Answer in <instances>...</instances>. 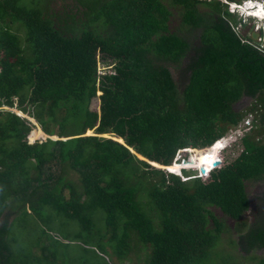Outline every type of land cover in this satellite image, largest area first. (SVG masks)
Wrapping results in <instances>:
<instances>
[{
    "label": "trees",
    "instance_id": "trees-1",
    "mask_svg": "<svg viewBox=\"0 0 264 264\" xmlns=\"http://www.w3.org/2000/svg\"><path fill=\"white\" fill-rule=\"evenodd\" d=\"M45 1L0 0V97L11 104L18 95L19 114L40 126L35 134L27 118L0 109V264H61L50 248L33 262L16 260L11 214L27 204L40 218L48 205L75 220L77 236L96 237L97 249L119 261L137 241L144 264H204L233 230L232 244L264 264L260 43L234 29L219 0H62L53 9ZM14 23L25 28L30 56ZM98 59L109 70L98 73ZM249 97V108H236ZM248 115L240 153L209 170L225 146L220 138ZM45 133L58 139L36 140Z\"/></svg>",
    "mask_w": 264,
    "mask_h": 264
},
{
    "label": "rangeland",
    "instance_id": "rangeland-1",
    "mask_svg": "<svg viewBox=\"0 0 264 264\" xmlns=\"http://www.w3.org/2000/svg\"><path fill=\"white\" fill-rule=\"evenodd\" d=\"M23 1L27 4L31 2V0ZM219 1L221 3H225L227 6V10L232 13V17H228V19L233 25L234 29L241 35L248 36L253 27L259 26L261 24L259 23L261 21H259L257 18L248 16L246 15V13L244 14L242 9L239 7H236L235 12H233V10L231 9L234 5L231 4L230 7L228 6V2H231L230 0ZM248 1L249 0H232V2H236L237 4L240 3L241 6L246 5V2ZM250 1L262 2L264 4V0ZM61 2L62 0H46L45 5H47L49 9H53L59 7ZM211 7V2H207L206 4H199L200 11L210 10ZM173 10L174 12L170 18V24L171 27L178 28L181 25V13L178 11V8H174ZM11 29L19 36L20 44L24 49V56H30V50H27L25 48V28L18 23H14L11 25ZM256 43H258V41H256ZM109 68L110 65L106 66L100 59H98V73H103L104 71L109 70ZM173 75L175 79L179 77L178 73H173ZM23 91L24 93L28 92L27 86L23 88ZM99 94L100 92L98 91L97 95ZM18 101L19 96L16 94L11 96V104L7 103L6 100L0 97V109H9L11 111H14L17 115H20L17 112V110H19ZM254 101L255 100L250 97L243 98L241 101L236 103V108H249ZM98 103L99 102L97 97L92 98L90 102V108L92 111H98ZM23 115H26L28 121L31 124V128L33 129L35 127L37 130L35 134H38V128H40V126L37 124L36 120L33 117L28 118L26 113H23ZM251 119L252 116L248 115L246 119H244V121L240 122V124L237 126L238 128L228 130L226 134L220 138L224 140L225 146L212 161L209 170L228 163L240 153L243 148L240 137L251 126ZM90 134H93V130H91ZM102 136L112 137L113 135L111 136L110 134H103ZM112 138L116 139L114 137ZM27 139L29 142V136H27ZM188 156L189 155L187 154V156L185 157L186 160L188 159ZM180 162H182V160ZM163 169L168 170L166 168ZM184 169H186L191 174H199L202 178H206L209 174V170H206L205 173H201L197 168L185 167ZM70 177H72L74 181H77L75 174L72 173ZM257 183L259 182L256 181L252 185V188H254ZM261 184H264V182H261ZM63 191L65 194H68V189H64ZM139 195L141 201L144 204V208L148 211L150 203L148 202L147 194L144 190H140ZM14 201L16 202V200ZM216 210L218 211V209ZM148 212L151 215L153 214L150 210ZM11 215L14 217V220L8 232V239L16 255V260L19 262H33L35 256L41 255V249L50 248V250H53V253H57L58 257L56 262L61 264H144L146 250L143 249L142 243H137V241L133 242L132 248L127 257L123 258V260L121 261L118 260L117 256L114 253H110L109 256H105L106 254H103L97 249V245H99L100 243L99 241H97L96 237H94V240L93 237H89L85 233L77 236L76 233H78L79 230L78 223L75 220L65 218L62 214H59L52 210L48 205L42 206L40 210L41 218L30 212L28 204L26 205V207L17 208L16 213L13 212ZM94 217L95 219H98V222L96 224L98 229L101 230V228H103V225L99 214L95 213ZM227 222L228 224H233V221H230L228 219ZM222 236L223 239L219 238V240L216 242V245L211 249L210 255L206 257V259H204V264H252L256 261L257 257H255V259L252 257V254L255 252H245L239 248H236L234 246L235 244H232L231 240L235 238V233L233 232V230L228 231ZM106 246L107 249L112 250L109 245ZM256 254L260 255L259 252H257Z\"/></svg>",
    "mask_w": 264,
    "mask_h": 264
},
{
    "label": "water",
    "instance_id": "water-1",
    "mask_svg": "<svg viewBox=\"0 0 264 264\" xmlns=\"http://www.w3.org/2000/svg\"><path fill=\"white\" fill-rule=\"evenodd\" d=\"M249 38L251 39V40H253L254 42H256V41H258V42H260V46L262 47V48H264V22H262V24H260L259 25V27H253V29H251V31L249 32ZM28 116V115H27ZM23 117H25V118H27L26 117V115H23ZM46 134V133H45ZM46 138H51V139H58V136L57 135H48V134H46L45 135V137L42 139V140H45ZM62 139H65V138H62ZM121 140H118V139H115V140H117V141H119V142H121V143H123L124 144V142H123V140H122V138H120ZM143 160H147L146 158H144V157H141ZM184 160H186V159H184ZM148 161V160H147ZM150 162V161H149ZM150 164H152L151 162H150ZM153 165V164H152ZM155 166V165H154ZM156 167H158V166H156ZM160 167V166H159ZM160 168H165V167H160ZM199 171L201 172V173H205V168L204 167H200L199 168Z\"/></svg>",
    "mask_w": 264,
    "mask_h": 264
},
{
    "label": "bare ground",
    "instance_id": "bare-ground-1",
    "mask_svg": "<svg viewBox=\"0 0 264 264\" xmlns=\"http://www.w3.org/2000/svg\"><path fill=\"white\" fill-rule=\"evenodd\" d=\"M239 8L242 9L244 14L246 13V15L252 16L254 18H257L259 21H261V22L258 21L259 23L262 24V22H264V5L262 2H257V1L254 2V1L249 0L248 2H246V5H244V6L242 5ZM257 27H259V26H257ZM17 112L20 113L21 111L17 110Z\"/></svg>",
    "mask_w": 264,
    "mask_h": 264
},
{
    "label": "built area",
    "instance_id": "built-area-1",
    "mask_svg": "<svg viewBox=\"0 0 264 264\" xmlns=\"http://www.w3.org/2000/svg\"><path fill=\"white\" fill-rule=\"evenodd\" d=\"M230 4H233V5H235L236 7H241V5L240 4H237V3H230ZM235 6H232V9L231 10H233V12H235ZM35 141V140H34ZM30 142V141H29Z\"/></svg>",
    "mask_w": 264,
    "mask_h": 264
},
{
    "label": "clouds",
    "instance_id": "clouds-1",
    "mask_svg": "<svg viewBox=\"0 0 264 264\" xmlns=\"http://www.w3.org/2000/svg\"><path fill=\"white\" fill-rule=\"evenodd\" d=\"M230 3H236V2H232V1H231V2H228V6H229V7H230V5H231ZM239 4H240V3H239ZM263 5H264V4H263Z\"/></svg>",
    "mask_w": 264,
    "mask_h": 264
},
{
    "label": "flooded vegetation",
    "instance_id": "flooded-vegetation-1",
    "mask_svg": "<svg viewBox=\"0 0 264 264\" xmlns=\"http://www.w3.org/2000/svg\"><path fill=\"white\" fill-rule=\"evenodd\" d=\"M257 27V26H256Z\"/></svg>",
    "mask_w": 264,
    "mask_h": 264
}]
</instances>
